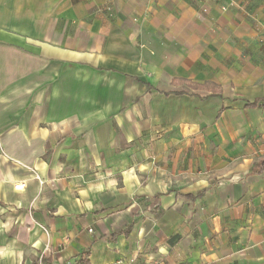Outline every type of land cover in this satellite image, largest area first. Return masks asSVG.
Returning <instances> with one entry per match:
<instances>
[{"label":"crops","instance_id":"0c3cea01","mask_svg":"<svg viewBox=\"0 0 264 264\" xmlns=\"http://www.w3.org/2000/svg\"><path fill=\"white\" fill-rule=\"evenodd\" d=\"M261 101L264 0H0V264H264Z\"/></svg>","mask_w":264,"mask_h":264},{"label":"trees","instance_id":"16d2710c","mask_svg":"<svg viewBox=\"0 0 264 264\" xmlns=\"http://www.w3.org/2000/svg\"><path fill=\"white\" fill-rule=\"evenodd\" d=\"M258 100H256V101H254V102H251V103H248V105H250V106H255V105H257L258 104ZM261 104H263L264 105V101H261Z\"/></svg>","mask_w":264,"mask_h":264},{"label":"built area","instance_id":"2783aa9c","mask_svg":"<svg viewBox=\"0 0 264 264\" xmlns=\"http://www.w3.org/2000/svg\"><path fill=\"white\" fill-rule=\"evenodd\" d=\"M17 187L21 186V185H16Z\"/></svg>","mask_w":264,"mask_h":264}]
</instances>
